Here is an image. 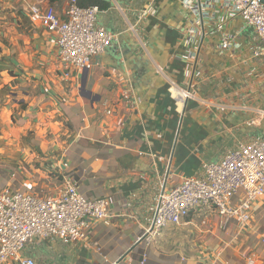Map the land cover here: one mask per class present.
<instances>
[{
  "label": "crops",
  "instance_id": "crops-1",
  "mask_svg": "<svg viewBox=\"0 0 264 264\" xmlns=\"http://www.w3.org/2000/svg\"><path fill=\"white\" fill-rule=\"evenodd\" d=\"M185 1L77 0L99 7L96 24L115 39L76 71L60 63L55 36L28 19L29 5L63 18L65 0H0V191L46 198L68 182L110 201V217L88 224L83 240L34 239L25 258L264 264V200L246 226L201 209L154 239L145 234L161 190L264 135V120L248 125L264 110L258 39L229 0H196L199 26ZM163 76L192 86L195 100L175 107Z\"/></svg>",
  "mask_w": 264,
  "mask_h": 264
},
{
  "label": "built area",
  "instance_id": "built-area-1",
  "mask_svg": "<svg viewBox=\"0 0 264 264\" xmlns=\"http://www.w3.org/2000/svg\"><path fill=\"white\" fill-rule=\"evenodd\" d=\"M63 18L51 7L28 6L32 26L41 27L56 39L57 57L66 69L89 70L94 57L104 53L115 36L97 26V7H81L77 0H65ZM196 0H186L196 26L201 23V8ZM234 16L239 17L259 41L254 58L264 55V4L259 0H229ZM129 32L134 27L129 26ZM198 49L189 53L195 58ZM167 92L175 107L183 109L195 100L194 88L177 84L168 76ZM107 115L111 110L106 111ZM264 120V110H255L249 126ZM264 200V135L249 143H239L214 163L203 166L199 177L185 178L159 193L150 225V239L168 225H180L197 210L211 209L218 217L235 220L240 226L251 221L253 208ZM110 217V201L89 199L75 184L65 183L53 196L36 197L20 191H0V263L36 264L23 251L34 239L78 242L85 238L90 223ZM264 243V238L262 239ZM247 264H255L247 259Z\"/></svg>",
  "mask_w": 264,
  "mask_h": 264
},
{
  "label": "water",
  "instance_id": "water-1",
  "mask_svg": "<svg viewBox=\"0 0 264 264\" xmlns=\"http://www.w3.org/2000/svg\"><path fill=\"white\" fill-rule=\"evenodd\" d=\"M262 4H264V0H259Z\"/></svg>",
  "mask_w": 264,
  "mask_h": 264
},
{
  "label": "trees",
  "instance_id": "trees-1",
  "mask_svg": "<svg viewBox=\"0 0 264 264\" xmlns=\"http://www.w3.org/2000/svg\"><path fill=\"white\" fill-rule=\"evenodd\" d=\"M80 6V5H79ZM95 7H97V6H95ZM98 9H99V7H97Z\"/></svg>",
  "mask_w": 264,
  "mask_h": 264
},
{
  "label": "rangeland",
  "instance_id": "rangeland-1",
  "mask_svg": "<svg viewBox=\"0 0 264 264\" xmlns=\"http://www.w3.org/2000/svg\"><path fill=\"white\" fill-rule=\"evenodd\" d=\"M98 17V16H97Z\"/></svg>",
  "mask_w": 264,
  "mask_h": 264
}]
</instances>
